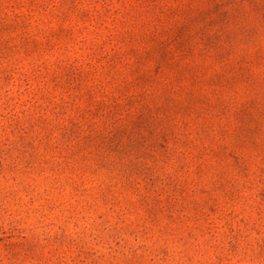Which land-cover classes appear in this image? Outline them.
I'll list each match as a JSON object with an SVG mask.
<instances>
[{"label":"rangeland","instance_id":"obj_1","mask_svg":"<svg viewBox=\"0 0 264 264\" xmlns=\"http://www.w3.org/2000/svg\"><path fill=\"white\" fill-rule=\"evenodd\" d=\"M0 264H264V0H0Z\"/></svg>","mask_w":264,"mask_h":264}]
</instances>
